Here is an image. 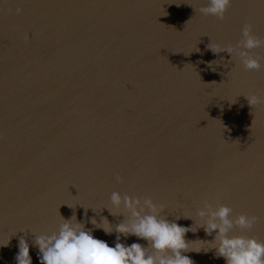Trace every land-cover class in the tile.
<instances>
[{"label":"water","instance_id":"obj_1","mask_svg":"<svg viewBox=\"0 0 264 264\" xmlns=\"http://www.w3.org/2000/svg\"><path fill=\"white\" fill-rule=\"evenodd\" d=\"M206 5L0 0V264H17L21 238L40 264L36 236L61 217L120 223L106 208L114 191L163 204L183 226L202 201L227 205L257 217L230 235L264 241V105L245 98L264 96V46L249 50L259 70L209 48L245 23L264 38V0H231L223 20ZM193 221L185 254L225 264Z\"/></svg>","mask_w":264,"mask_h":264},{"label":"clouds","instance_id":"obj_2","mask_svg":"<svg viewBox=\"0 0 264 264\" xmlns=\"http://www.w3.org/2000/svg\"><path fill=\"white\" fill-rule=\"evenodd\" d=\"M231 0H207V5L199 9L203 15L224 19ZM19 12L20 10L17 9ZM264 46V38L253 33L250 24H242L240 37L227 46L216 45L214 54L225 52L228 61L233 56L240 58L244 68L259 70L261 63L258 57L250 55L252 49ZM215 61L209 62L212 68ZM248 105L253 108L264 105V96L251 95L245 97ZM117 182L120 178L117 177ZM111 207H106L112 216L122 215L124 219L111 225L106 217L97 223L95 218L89 222L92 228H87L83 221H78L75 214L65 219L61 217L58 230L51 234L36 236V246L40 256V264H193L186 255L189 243L185 234L192 229L193 216L199 221L196 229L203 228L211 241H202L212 245L217 258H223L225 264H264V241L252 236L230 235L232 229H252L257 222L255 215L239 213L232 215L233 209L224 204H217L215 208L202 201V207H196L193 215H182L191 220L190 226H183L176 220H169L162 215L165 206L155 203L151 198H139L112 192ZM95 229H102L106 235L116 234L112 246L106 240L94 236ZM195 229V230H196ZM129 236L147 241V246L138 242L130 245L122 242ZM207 250V251H208ZM199 252V251H198ZM17 264H32L28 243L21 238L19 252L16 256Z\"/></svg>","mask_w":264,"mask_h":264}]
</instances>
